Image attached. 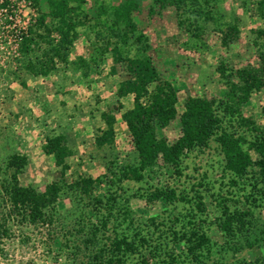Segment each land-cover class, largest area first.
Returning a JSON list of instances; mask_svg holds the SVG:
<instances>
[{"label":"rangeland","instance_id":"374dc122","mask_svg":"<svg viewBox=\"0 0 264 264\" xmlns=\"http://www.w3.org/2000/svg\"><path fill=\"white\" fill-rule=\"evenodd\" d=\"M123 1L87 0L84 24L69 54L75 58L72 63L54 51L56 24L47 20L49 32L38 24L41 14L49 13L48 0L39 6L7 0L18 6L21 13L13 18L17 16L18 26L28 31L18 46L9 22L11 11H0V264H112L111 241L123 237L139 248L123 264H164L172 255L178 264H264V182L258 169L236 178L213 138L206 148L190 152L180 168L161 159L143 173L142 181L132 180L128 168H137L140 157L123 118L130 110L119 95L131 78L126 60L150 57L177 93V118L165 128L157 125L158 137L173 144L182 136L180 120L189 98L225 100L229 82L240 83L237 71L261 67L263 0H187L166 8L154 0H136V32L114 24L113 10ZM29 39L33 43L26 46ZM81 51L85 56L78 54ZM66 61L65 70L78 72L87 84L102 82L106 96L88 85L76 103L63 102L69 106L62 114L66 138L71 119H87L92 128L87 141L72 142L64 171L44 148L28 147L23 131L29 120L42 114L35 110L33 99L39 90L33 81ZM241 118L227 122L226 128L246 140L242 147L256 162L250 143L264 130V88L242 106ZM15 154L28 158L19 177L21 186L40 194L52 184L61 188L54 208H48L47 218L37 224L10 214L4 187L12 173L8 161ZM169 191L176 196L173 203L161 196ZM247 213L244 226L233 223V236L223 231L229 219ZM197 228L210 244L194 261L183 235Z\"/></svg>","mask_w":264,"mask_h":264},{"label":"trees","instance_id":"16d2710c","mask_svg":"<svg viewBox=\"0 0 264 264\" xmlns=\"http://www.w3.org/2000/svg\"><path fill=\"white\" fill-rule=\"evenodd\" d=\"M27 1L39 6L42 0ZM154 2L162 8H166L168 5H184L187 0H154ZM86 4L87 0H48L49 13L40 16L38 24L47 32H49L47 25L49 18L56 24L55 32L58 35V40L54 51L59 57H62V61L69 57L79 37L78 30L84 24ZM261 8L264 16V0L261 3ZM136 11H138L136 0H124L113 10L114 24L116 26L124 25L129 31L136 32L137 27L132 20V15ZM31 43H33V39L27 40L25 45L28 46ZM126 64L131 78L123 84L119 95L120 97L129 94L135 96L134 108L126 112L123 118L131 134L135 150L140 157L137 168H128L132 180L142 181L143 173L153 168L161 159L172 167L180 168L183 159L190 152L197 148H206L209 141L215 138L223 150L227 169L236 178L246 177L248 171L256 167L264 182V130L258 131L250 143V150L258 155V161L253 162L249 153L242 147L246 140L226 128L227 122L238 118L242 119V106L255 92L264 88V54L261 55L259 69L237 71L240 83L229 82L230 91L225 100L210 101L189 98L180 120L182 136L173 144L158 137L157 125L165 128L177 118L178 97L174 87L162 79L150 57L128 58ZM49 71L51 70L46 71V74ZM151 86H155L152 93L149 92ZM107 124L109 132L112 134V122L109 121ZM98 145H103L101 140L98 141ZM44 152L47 156L54 157L58 167L64 171L68 170L66 161L72 156V152L67 146L64 136L48 137ZM27 165L28 158L26 156L15 154L9 159L8 169L12 173L4 190L10 203L11 216L23 218L31 224H37L47 218L46 210L48 208H54L61 188L58 184H52L45 193L40 194L34 188L21 186L19 177ZM83 183L90 184V186L93 184L92 181L85 180ZM161 196L169 203L176 200L174 192L171 191L161 193ZM248 215L249 213L238 214L235 218L229 219L227 224L222 227L223 231L227 235L233 236V223H241L244 226V217ZM240 232L243 231L240 230ZM176 236H178L177 233ZM183 238L186 252L194 261H198L201 251L210 244V240L202 228L186 232ZM110 247L109 262L112 264H123L128 255L136 254L139 250L136 243L127 237L112 240ZM96 260L102 262V258L99 256L96 257ZM164 264H178V261L172 255L170 261Z\"/></svg>","mask_w":264,"mask_h":264},{"label":"crops","instance_id":"0c3cea01","mask_svg":"<svg viewBox=\"0 0 264 264\" xmlns=\"http://www.w3.org/2000/svg\"><path fill=\"white\" fill-rule=\"evenodd\" d=\"M75 45L76 44H74V46ZM78 54L85 56L83 51ZM72 56L73 55L71 54L68 59L70 60V63H72V61L75 59ZM65 64H68V61L57 65L55 70H53L49 75L37 78L35 81H33V86L36 85L35 88L39 90V92H37L39 95L33 99L37 104L35 110L39 113L42 112V114H38L37 117L29 120V122H27L26 126L24 127L23 135H25L26 145L28 147L31 145L33 148H39V150L43 151V148L46 146L47 138L52 137L50 135L52 131L53 133L55 132L54 136L62 135L66 138V135L61 131L64 122L62 114L65 112V109L69 108V106H64L63 102L70 103L69 101H74L72 104L76 103V98L80 97L83 89L86 90L89 84H87L86 81L81 80L78 72H74L72 69L65 70ZM89 86L91 89L96 88L98 90V93L96 94H100L104 89L103 83L98 80ZM69 93L70 98L67 96ZM92 94L93 93H91V95ZM100 96L104 98L103 96H106V93H101ZM121 98L122 102H125L124 105L127 109L132 110L134 108V95L129 94ZM69 122V124H71L72 130L68 132L66 141L67 146L71 152H73L74 146L72 145V142L75 139H77L78 143H82L84 140L87 141V136L90 134L92 128H90L91 126L87 119L84 118L71 119ZM27 156L29 157V155Z\"/></svg>","mask_w":264,"mask_h":264},{"label":"built area","instance_id":"2783aa9c","mask_svg":"<svg viewBox=\"0 0 264 264\" xmlns=\"http://www.w3.org/2000/svg\"><path fill=\"white\" fill-rule=\"evenodd\" d=\"M25 3L28 5V6H32V3L27 1V0H24ZM1 5H2V9H0L1 12H5V13H8L9 10L11 11L10 12V16H9V22L10 24H12L11 26V29H12V32L14 34V42L17 44V46L19 45V42L20 40H23L24 36H27L28 34V31L25 27H19L18 26V22L16 21L17 19V16L15 18H13V14H17V13H21V11H19V8L18 6H13V5H9L7 3V0H1ZM8 16V15H7Z\"/></svg>","mask_w":264,"mask_h":264}]
</instances>
